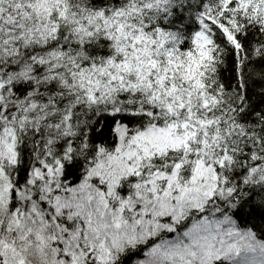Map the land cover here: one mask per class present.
Instances as JSON below:
<instances>
[{"label": "snow or ice", "instance_id": "obj_1", "mask_svg": "<svg viewBox=\"0 0 264 264\" xmlns=\"http://www.w3.org/2000/svg\"><path fill=\"white\" fill-rule=\"evenodd\" d=\"M253 25L264 37V0H0V206L17 230L39 223L71 264H264ZM245 48L257 55L241 64ZM217 53L236 81L227 112L231 82L210 98L181 74ZM241 127L242 160L228 143ZM14 243L0 240V264H26Z\"/></svg>", "mask_w": 264, "mask_h": 264}, {"label": "trees", "instance_id": "obj_2", "mask_svg": "<svg viewBox=\"0 0 264 264\" xmlns=\"http://www.w3.org/2000/svg\"><path fill=\"white\" fill-rule=\"evenodd\" d=\"M174 3H179L180 0H173ZM198 0H184L185 5H191L192 10L194 11L195 4ZM188 9L185 8V15L182 17L184 20L187 21V28H195V24L190 17L186 15ZM251 35L248 37V40L256 45L257 41H264V37L260 35V33L255 31V25L253 28L249 29ZM261 48H264V43L259 45ZM248 54L249 59H254L257 55L253 53L250 48H245L241 52L240 63L244 64L247 63L245 60V54ZM264 55V53H261ZM206 55L211 57V51H209ZM220 56L219 53L216 54L215 63L213 59L209 58L208 60H204L203 58L200 59L199 63L204 65L203 72L201 69L194 66L193 63V70L191 73L182 72L181 74H188V75H195L198 81L201 80V76H203L202 83L206 84V88L204 89V94L208 95L210 98L213 93L219 92L220 89L217 88L219 84H227L231 82L233 88L231 90H226L224 95L218 97L221 101V107H224V111L227 112L228 108L232 107L233 104H238V99L236 96V81L232 80V73L231 70L228 68L227 62L223 65L219 63ZM248 68L250 70L248 74V86L251 94V100L248 103L259 106L260 108H264V63H249ZM199 73V74H198ZM243 95V93H241ZM231 116V113H229ZM223 118V117H221ZM227 129H222V132H226ZM240 135L237 136H229L228 143L229 145H238V154L239 159H245L244 153H248L251 148V140H244L241 138L244 128L241 127L239 130ZM255 131L259 132L260 128L259 125L255 126ZM261 138H264V134H261ZM259 147V146H258ZM251 161H249V165H251ZM236 169L239 171L241 169V165L239 162L236 164ZM259 190V189H257ZM194 217L191 215L187 218V225L191 224ZM9 228L12 230L9 231ZM41 235H45V232L42 230L41 225L39 223H32L30 220L26 219L22 224L21 228L17 230L15 222L12 220L10 206L5 205L4 209L0 211V240L5 242H15L14 247L18 250L20 255L25 259L26 264H59V259H64L65 264H71V261L63 258L58 257L50 247H44L41 244V241L37 239V233ZM163 233L159 234L157 237L160 238H172V235H168L164 233V236H161ZM155 238V239H157ZM69 243L74 245L76 241L70 240ZM142 247V245H141ZM71 251V248L69 249ZM10 260L9 264H16L15 259L12 258V254L10 253ZM139 259H148L147 257H140Z\"/></svg>", "mask_w": 264, "mask_h": 264}, {"label": "rangeland", "instance_id": "obj_3", "mask_svg": "<svg viewBox=\"0 0 264 264\" xmlns=\"http://www.w3.org/2000/svg\"><path fill=\"white\" fill-rule=\"evenodd\" d=\"M4 196L5 197H7V192L5 191L4 192ZM4 207H5V205H3V206H0V211L1 210H3L4 209ZM188 226H191V224H189ZM161 236H164V233L161 235ZM157 238V237H156ZM160 239H169V240H174L175 239V236L174 235H172V238H167V237H164V238H160ZM157 240H159L158 238H157ZM148 258V257H147ZM150 260V258H148V259H146V261H149ZM151 264H155V262L154 261H152L151 262Z\"/></svg>", "mask_w": 264, "mask_h": 264}]
</instances>
